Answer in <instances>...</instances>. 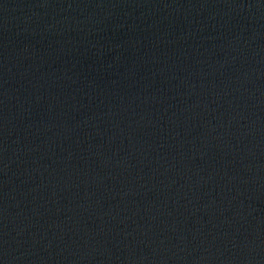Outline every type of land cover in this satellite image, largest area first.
I'll use <instances>...</instances> for the list:
<instances>
[{"label":"water","instance_id":"water-1","mask_svg":"<svg viewBox=\"0 0 264 264\" xmlns=\"http://www.w3.org/2000/svg\"><path fill=\"white\" fill-rule=\"evenodd\" d=\"M0 264H264V0H0Z\"/></svg>","mask_w":264,"mask_h":264}]
</instances>
